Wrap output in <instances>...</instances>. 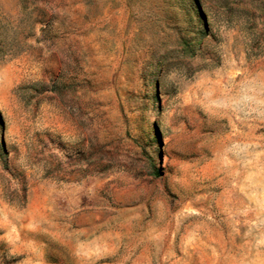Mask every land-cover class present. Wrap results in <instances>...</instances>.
<instances>
[{"label":"rangeland","instance_id":"374dc122","mask_svg":"<svg viewBox=\"0 0 264 264\" xmlns=\"http://www.w3.org/2000/svg\"><path fill=\"white\" fill-rule=\"evenodd\" d=\"M0 264H264V0H0Z\"/></svg>","mask_w":264,"mask_h":264},{"label":"trees","instance_id":"16d2710c","mask_svg":"<svg viewBox=\"0 0 264 264\" xmlns=\"http://www.w3.org/2000/svg\"><path fill=\"white\" fill-rule=\"evenodd\" d=\"M151 166L153 167V172L157 173L158 171L154 169V166L151 164Z\"/></svg>","mask_w":264,"mask_h":264}]
</instances>
